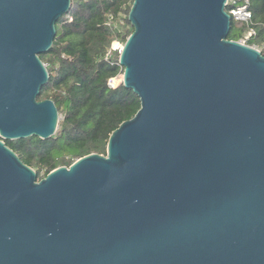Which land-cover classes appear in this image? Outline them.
<instances>
[{"label":"water","instance_id":"obj_1","mask_svg":"<svg viewBox=\"0 0 264 264\" xmlns=\"http://www.w3.org/2000/svg\"><path fill=\"white\" fill-rule=\"evenodd\" d=\"M227 0H134L123 84L141 107L38 180L4 139L56 133L40 57L72 0H0V264H264V53Z\"/></svg>","mask_w":264,"mask_h":264},{"label":"trees","instance_id":"obj_2","mask_svg":"<svg viewBox=\"0 0 264 264\" xmlns=\"http://www.w3.org/2000/svg\"><path fill=\"white\" fill-rule=\"evenodd\" d=\"M133 1L72 0L58 19L52 47L40 54L50 78L39 96L56 103L58 129L47 139H4L38 180L90 153L106 154L111 133L141 107L139 96L121 82V53L112 49L114 41L124 44L134 30L129 20ZM250 8L252 22L232 20L228 38L240 41L252 28L248 43L263 46L264 0H251Z\"/></svg>","mask_w":264,"mask_h":264},{"label":"built area","instance_id":"obj_3","mask_svg":"<svg viewBox=\"0 0 264 264\" xmlns=\"http://www.w3.org/2000/svg\"><path fill=\"white\" fill-rule=\"evenodd\" d=\"M250 2L251 0H227L226 1V10L227 12L231 15L232 20H235L238 23H251L252 22V18H253V12L250 8ZM255 34V30H253L252 28L249 29L244 38L242 40H240V42L244 43V44H248V39ZM123 46L124 44L118 42V41H114L112 43V49H118L119 52L121 53L123 50ZM256 49H258L259 51H261L263 53L264 50V45H257V44H253L250 45ZM109 84L111 86H113L112 84V80L109 81Z\"/></svg>","mask_w":264,"mask_h":264},{"label":"rangeland","instance_id":"obj_4","mask_svg":"<svg viewBox=\"0 0 264 264\" xmlns=\"http://www.w3.org/2000/svg\"><path fill=\"white\" fill-rule=\"evenodd\" d=\"M123 79H121V81H122Z\"/></svg>","mask_w":264,"mask_h":264}]
</instances>
